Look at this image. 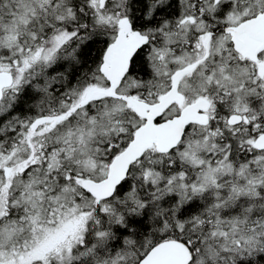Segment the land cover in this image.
<instances>
[{"label":"snow or ice","instance_id":"snow-or-ice-1","mask_svg":"<svg viewBox=\"0 0 264 264\" xmlns=\"http://www.w3.org/2000/svg\"><path fill=\"white\" fill-rule=\"evenodd\" d=\"M0 264H264V0H0Z\"/></svg>","mask_w":264,"mask_h":264}]
</instances>
